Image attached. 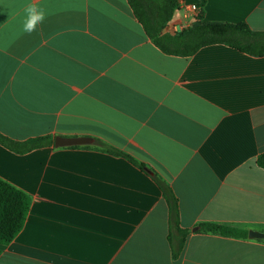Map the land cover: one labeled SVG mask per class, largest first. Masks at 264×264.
Returning a JSON list of instances; mask_svg holds the SVG:
<instances>
[{
    "label": "crops",
    "instance_id": "obj_1",
    "mask_svg": "<svg viewBox=\"0 0 264 264\" xmlns=\"http://www.w3.org/2000/svg\"><path fill=\"white\" fill-rule=\"evenodd\" d=\"M195 3L202 20L264 30V0H178L166 31ZM43 12L23 30L25 9ZM0 133L51 144H0V179L29 196L0 264H264V241L191 231L177 258L153 178L172 188L179 220L264 230V55L224 44L163 53L127 0H0ZM55 136L87 144L54 146Z\"/></svg>",
    "mask_w": 264,
    "mask_h": 264
},
{
    "label": "trees",
    "instance_id": "obj_2",
    "mask_svg": "<svg viewBox=\"0 0 264 264\" xmlns=\"http://www.w3.org/2000/svg\"><path fill=\"white\" fill-rule=\"evenodd\" d=\"M127 1L134 16L142 25L145 34L165 54L189 56L202 46L224 44L251 55H264V30L251 29L244 22H207L202 20V13H200L197 25L183 28L179 32H169L165 30V27L171 21L174 11L178 8V0ZM51 142L52 138L48 136L21 142L12 140L0 133V144L17 152L48 145ZM95 142L102 150L126 158L147 172L157 183L168 208L167 240L173 258L178 257L186 236L192 230L225 237H247V229L215 222H201L196 224L193 229L182 227L179 220L178 199L171 186L165 180L144 163L124 151L98 139H95ZM75 146L77 145L71 147ZM263 160L264 154H261L257 158V163L262 166ZM29 203L30 199L26 193L0 179V253L1 246L8 244L21 230Z\"/></svg>",
    "mask_w": 264,
    "mask_h": 264
},
{
    "label": "water",
    "instance_id": "obj_3",
    "mask_svg": "<svg viewBox=\"0 0 264 264\" xmlns=\"http://www.w3.org/2000/svg\"><path fill=\"white\" fill-rule=\"evenodd\" d=\"M93 139L87 136H55L54 146H73L91 143ZM247 237L250 239L264 240V230L248 229Z\"/></svg>",
    "mask_w": 264,
    "mask_h": 264
},
{
    "label": "clouds",
    "instance_id": "obj_4",
    "mask_svg": "<svg viewBox=\"0 0 264 264\" xmlns=\"http://www.w3.org/2000/svg\"><path fill=\"white\" fill-rule=\"evenodd\" d=\"M26 19L23 23V30L26 32H31L34 30L37 21L43 19V12H37V9L34 5H29L25 9Z\"/></svg>",
    "mask_w": 264,
    "mask_h": 264
},
{
    "label": "built area",
    "instance_id": "obj_5",
    "mask_svg": "<svg viewBox=\"0 0 264 264\" xmlns=\"http://www.w3.org/2000/svg\"><path fill=\"white\" fill-rule=\"evenodd\" d=\"M201 12V8L195 4V3H192V4H188L186 6H183V14H182V17L185 19L189 16H192L194 18H197L199 16ZM186 27V26H184ZM184 27L180 26L181 29H183ZM174 32H176L177 30L175 29V26H174Z\"/></svg>",
    "mask_w": 264,
    "mask_h": 264
}]
</instances>
